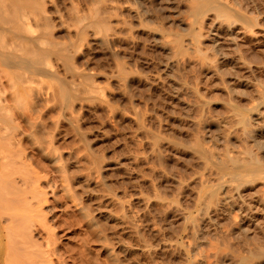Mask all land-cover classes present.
<instances>
[{
    "label": "rangeland",
    "instance_id": "rangeland-1",
    "mask_svg": "<svg viewBox=\"0 0 264 264\" xmlns=\"http://www.w3.org/2000/svg\"><path fill=\"white\" fill-rule=\"evenodd\" d=\"M2 2L0 264H264V0Z\"/></svg>",
    "mask_w": 264,
    "mask_h": 264
},
{
    "label": "bare ground",
    "instance_id": "bare-ground-1",
    "mask_svg": "<svg viewBox=\"0 0 264 264\" xmlns=\"http://www.w3.org/2000/svg\"><path fill=\"white\" fill-rule=\"evenodd\" d=\"M1 2H2V0H0ZM6 1V0H5ZM22 2V1H21ZM2 4H3V2L2 3H0V9L2 8L1 6H2ZM7 4V3H6ZM5 6V5H4ZM10 7V6H9ZM13 7V6H12ZM2 9H4V7L2 8ZM7 9V8H6ZM10 9V8H9ZM12 10H13V8H11ZM18 10V9H17ZM16 10V11H17ZM4 11H5V9H4ZM20 11V10H19ZM22 11V10H21ZM20 11V12H21ZM9 12V11H8ZM13 13V12H12ZM0 14H3V12H1ZM5 15H6V13H5ZM20 15V14H19ZM10 16V15H9ZM13 16H14V14H13ZM4 17V16H3ZM21 17V16H20ZM24 17V16H23ZM5 18H6V16H5ZM16 18V17H15ZM11 21H12V19H11ZM8 22V21H7ZM15 22V21H14ZM6 23V22H5ZM12 23V22H11ZM16 23V22H15ZM19 23V22H18ZM17 23V24H18ZM9 24V23H8ZM14 24V23H13ZM10 25V24H9ZM95 26H98L99 27V24L98 23H96L95 22ZM13 27H14V25H13ZM15 29V28H14ZM101 29V28H100ZM12 30V29H11ZM102 35V34H101ZM100 35V36H101ZM103 37H99L100 39H99V41H100V43H102V44H104V45H107L108 44V39L104 36V35H102ZM10 48V47H9ZM1 53V52H0ZM2 54V53H1ZM1 58V57H0ZM21 58V57H20ZM9 62L11 63V62H13V61H10L9 60ZM3 71V70H2ZM6 73V72H5ZM2 74V73H1ZM8 74V73H7ZM3 75H5L4 73H3ZM8 77L10 78H7V79H9L10 81H13L14 79V77L12 78V75H10V74H8ZM4 78V77H3ZM23 78V77H22ZM5 79H6V77H5ZM4 79V80H5ZM12 79V80H11ZM11 85H12V88H14V93L12 94V95H14L15 97H17L18 95H19V93H20V89L18 88L19 87V84H17L16 82L14 83H11ZM12 91V92H13ZM17 99V98H16ZM2 111V108L0 107V112ZM4 114V113H3ZM29 120V119H28ZM6 118H5V116H2V114H0V123H3V124H5L6 123ZM8 122V121H7ZM9 123V122H8ZM30 124H29V126L28 127H31L32 129H31V142L32 143H34V142H36V141H38V138H37V136H38V134L40 135V133H39V125L38 124H36L35 122H33V121H30L29 122ZM31 125V126H30ZM7 126V125H6ZM27 138H29V137H27ZM29 141H30V138H29ZM36 144V146H38L37 148H38V150L41 152V153H43L44 155H46L47 157H49L50 158V160L51 161H53V162H55V163H58V161H59V159H60V157L58 156V155H56V153L53 151V148H52V146H49V147H45V145L42 143V142H40V141H38L37 143H35ZM0 164H1V162H0ZM1 167V166H0ZM60 167V166H59ZM20 196H21V198H22V196L23 195H21L20 194ZM20 198V199H21ZM25 198H27V197H25ZM24 198V199H25ZM20 199H19V202H23L22 203V205L21 206H24L25 205V207L27 208V207H29L30 208V206H33V205H30V204H32L30 201V203L25 199V200H21L20 201ZM29 203V206H26V203L27 202ZM26 202V203H25ZM40 202H42V201H40ZM25 203V204H24ZM24 204V205H23ZM40 204V203H39ZM28 205V204H27ZM22 208V207H21ZM26 208H25V213L26 214H28L27 213V211H31V213L34 211V210H36L35 211V213H37L38 211L41 213V211L40 210H37L36 208H34V207H32L31 208V210H28L27 209V211H26ZM81 209V212L84 214V216L87 218V222H89V224L91 225V226H93L94 225V223H95V220H94V218H93V216L91 217V215L89 214V212H87L86 211V209L85 208H80ZM20 210V209H19ZM19 210H17V212L16 213H18V216H19V212H21V211H19ZM22 211V212H23ZM23 212V213H24ZM34 213V212H33ZM32 213V214H33ZM26 214L24 215V217H25V223L27 222H29V221H32V224L34 225V222H36V221H33V220H35V219H33V220H28V219H30V218H27L28 217V215L26 216ZM29 214H30V212H29ZM43 214V213H42ZM41 214V215H42ZM31 215V214H30ZM40 215V214H39ZM38 214L37 215H31L32 216V218H37L36 216H39ZM40 215V217L39 218H41V217H43L44 215H42L41 216ZM17 216V217H18ZM30 217V216H29ZM21 219V217L18 219L17 218V220L18 221H20V222H23V221H21L20 220ZM28 220V221H27ZM36 220H38V218L36 219ZM41 220L39 219V222H40ZM14 222V221H13ZM38 222V221H37ZM24 223V222H23ZM44 224V223H43ZM5 228L2 226V224H1V221H0V261H2L3 260V258H4V252H5V250H6V244H5V242H4V239L2 238V233H3V230H4ZM24 246H26L25 248H27V249H23V251L24 250H28V244L25 242H23L22 243ZM27 244V245H26ZM30 244V243H29ZM32 245V244H31ZM30 245V246H31ZM23 246V247H24ZM28 246V247H27ZM36 246H37V244H36ZM39 247V246H38ZM41 247V246H40ZM32 248H33V246H32ZM29 249H31V248H29ZM37 249V248H36ZM36 249H33L34 251H36L37 252V250ZM39 249H41V248H38V250ZM32 250V251H33ZM29 251V250H28ZM33 251V252H34ZM39 251H41V250H39ZM37 252V254H35L36 252H34V254L35 255H33V253L31 254L30 252L31 251H29V252H24L23 254H21V253H19V255L17 254V256L15 257V261H16V263H17V261L19 260L20 261V264H39V262H38V257L39 258H41L42 256H45V254L47 253L48 255L50 254V252L51 251H44V250H42L41 251V254H39L40 252ZM54 251V250H53ZM107 252H109V255L111 256V257H114L113 256V252H111L109 249H108V251ZM31 254V255H30ZM114 261L116 260L115 258L113 259ZM117 264V263H116Z\"/></svg>",
    "mask_w": 264,
    "mask_h": 264
}]
</instances>
